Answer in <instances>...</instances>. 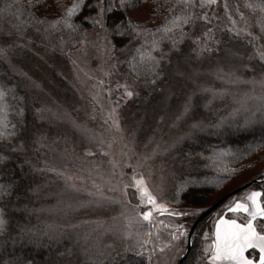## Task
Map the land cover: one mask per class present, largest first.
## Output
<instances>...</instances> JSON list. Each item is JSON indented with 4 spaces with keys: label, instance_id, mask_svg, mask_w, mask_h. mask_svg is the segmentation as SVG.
<instances>
[{
    "label": "rangeland",
    "instance_id": "374dc122",
    "mask_svg": "<svg viewBox=\"0 0 264 264\" xmlns=\"http://www.w3.org/2000/svg\"><path fill=\"white\" fill-rule=\"evenodd\" d=\"M22 1L28 0H10L16 5ZM43 1L52 15H64L73 3ZM111 2H96L100 7L91 16L104 26L87 20L90 25L68 47L52 35L47 46H41L29 35L0 32V60L33 97L34 118L26 142L19 143L31 178L27 198L11 208L20 216L17 225L4 222L1 251L6 244L36 248L45 256L61 255L62 264H179L195 221L240 190L198 225L183 262L213 264L210 246L217 221L246 223V213L228 208L237 201L251 205V192L264 193V136H254L264 131V60L259 55L264 52V11L246 6L264 0H217L215 5L196 7L195 14H206L211 23L196 20L195 28L184 26L187 35L182 40L174 34L179 41L175 48L165 38L155 52L144 54L155 57L148 59L157 66L149 75L132 63L128 50L114 51L105 18L109 11L100 15ZM158 2L129 0L121 11L133 24L158 30L171 20ZM209 30L212 39L204 36ZM22 53L28 61L19 56ZM164 66L171 75L163 74ZM145 79L164 87L162 94L148 89ZM4 102L0 120L7 127L0 129L6 133L0 142L8 145L13 122ZM229 136L251 139L236 147L227 144ZM207 142L209 147L203 149ZM189 146L195 152H189ZM184 157L201 165L199 181L184 178ZM133 177H142L156 203L167 210L142 202ZM190 188L209 190L188 204L183 195ZM260 203L264 205V196ZM0 210L4 219V201ZM148 211L151 223L142 215ZM245 255L259 264L258 248Z\"/></svg>",
    "mask_w": 264,
    "mask_h": 264
},
{
    "label": "trees",
    "instance_id": "16d2710c",
    "mask_svg": "<svg viewBox=\"0 0 264 264\" xmlns=\"http://www.w3.org/2000/svg\"><path fill=\"white\" fill-rule=\"evenodd\" d=\"M99 0H87V6L83 10L76 14L73 17V23L78 26V30L73 31L69 28L64 27L63 25H52V32L50 29L51 21L59 19L58 15L63 16V14L52 15L51 12L48 13L49 7L47 1L39 0L31 2L22 1L19 5H16L10 0H0V32L14 36H25L29 35V38L35 39L37 44L41 46H47V37L52 35L59 45H66V47L75 44L78 41V33L88 27L90 24L87 19L84 17H91L95 14L96 2ZM136 1V0H130ZM158 2V7L161 11L169 13L167 18L172 19L173 16L183 15V9L175 4V0H155ZM182 12V13H180ZM106 24L108 26L109 35L111 37L114 51L121 52V50L126 49L129 51V54L134 57L132 63L136 66L141 67L144 73L149 75V72L154 67H157L155 63H151L147 58L141 60L140 58L151 52L153 48V42L159 38L160 43L166 38L165 34L157 29H148L144 25H140L138 30H134L131 26H126L125 34L118 35L112 31L113 25L122 20H128L123 11L118 9H113L105 15ZM43 21V22H41ZM137 25V24H134ZM50 29V33L47 29ZM178 32L169 33L175 39L174 34H179ZM49 33V34H48ZM32 36V37H31ZM162 37H165L161 40ZM167 41L170 40L166 38ZM71 48V47H70ZM49 48H47L48 51ZM132 52V53H131ZM158 52V51H157ZM21 54V53H20ZM21 58H27V54L19 55ZM141 56V57H140ZM27 58L26 61H28ZM155 71V70H154ZM161 71H164L163 74H170L169 67H163ZM171 75V74H170ZM148 89L153 92H159L162 94L164 87L158 85L147 84ZM0 90H2L7 95L6 103L10 108L7 110L9 113L10 119L13 124H11V131H9L13 136L10 139L11 144L6 145L5 143L0 142V201H4L6 217L4 222L9 221V226L20 221V216L13 214L11 208L15 206L19 200L27 198V187L31 181L30 173L28 174L29 168L24 163V152L19 148L20 141L26 142L27 132L29 128L33 126L34 118L32 117V96L24 88V84L21 80L16 78L14 75L10 74L9 70L0 60ZM163 90V91H162ZM254 136H264V131H257ZM250 136H240L227 137L226 142L235 145L236 147H243L249 142ZM228 140V141H227ZM208 143V142H207ZM204 143L202 146L203 149L209 147V143ZM5 144V145H4ZM12 150H15L16 153H11ZM189 152H195L193 146H189ZM196 163V164H195ZM20 165H23L20 170ZM184 171V178L189 177L191 180H197L198 172L201 168L199 162H194L193 159L183 158L180 163ZM189 169L190 172L185 170ZM193 169H195L193 171ZM263 179V178H262ZM6 180V181H4ZM260 184V183H259ZM264 184V179L262 183ZM260 184V185H261ZM209 188H190L184 195L183 200L185 203L193 204V200L198 197L199 193L207 192ZM264 190V186H263ZM7 229L5 225L0 226V264H62L63 257L57 254H48L45 256L44 253L36 252V248L27 247H15L13 248L9 244L3 248L1 251V246L3 245L4 236ZM13 239H11L12 241ZM68 264V263H65Z\"/></svg>",
    "mask_w": 264,
    "mask_h": 264
},
{
    "label": "snow or ice",
    "instance_id": "6c2138e0",
    "mask_svg": "<svg viewBox=\"0 0 264 264\" xmlns=\"http://www.w3.org/2000/svg\"><path fill=\"white\" fill-rule=\"evenodd\" d=\"M129 0H113L107 9H101L100 15L103 14L104 11H112L113 9L123 10ZM39 3V0H37ZM175 4L183 9L184 14L180 16H173V18L169 21L167 25L163 28L158 29L165 34V37L172 40V46L175 48L177 46V41L169 33L173 32V29L180 30V38L181 40L187 33L184 31V26L190 25L192 28H195L196 20H203L206 23H211L209 17L204 15H196L193 9L196 7L204 8L206 6H212L217 4V0H175ZM30 6H35L31 4ZM87 6V0H73V3L70 7H65V14L60 18L51 21V23L55 25H63L73 31L78 30V26L73 23V17L76 16L77 13L81 12L83 8ZM96 7H100V4L97 3ZM249 8L259 7L261 11H264V2L259 5L247 4ZM224 7L227 8V3L225 2ZM84 19L90 20L94 26L103 27L104 23L101 19H96L93 17H84ZM43 22V21H41ZM235 24V21H232ZM126 26H131L134 30H138L140 28L139 25H134L131 20H122L116 22L112 31L118 35L125 34ZM210 31L205 32L204 36L208 39H212L213 37L210 35ZM230 31H235L237 35H239V31L236 29H230ZM251 35V33H248ZM165 37H162L163 40ZM196 43L200 42V38H196ZM160 42L154 41L153 48H159ZM260 58L264 60V52H259ZM144 57L142 56V60ZM149 60H154L155 57H148ZM127 95L131 96V92H127ZM5 93L0 90V102H4ZM6 110V105L0 103V112ZM7 125L4 121L0 120V129L6 128ZM6 135L5 131L0 130V136ZM135 183L133 187L137 189L140 193L141 201L153 206V208L157 211H166V207L164 205H158L156 203V198L149 192L143 178L136 179L133 177ZM264 196V193L253 191L251 192L247 200L251 202V205L245 202L237 201L234 205L228 208L230 212H244L247 214L249 219L246 223H237L236 220H227L224 218H220L215 225V241L211 247L212 251V261L213 264H253V260L249 259L245 252L251 248H258L260 251L259 264H264V205L260 203V198ZM2 213V210H0ZM144 220L149 221L151 223V211L142 213ZM169 215H177V213H169ZM260 218V222H257V218ZM4 224V219L2 215H0V225ZM259 227V231L257 228ZM151 235V233H148ZM205 238L207 239V234H205ZM143 248V244L140 246ZM205 252H208L210 249L205 248ZM136 254L142 255L143 253L137 251ZM150 259V258H149Z\"/></svg>",
    "mask_w": 264,
    "mask_h": 264
},
{
    "label": "water",
    "instance_id": "95a60500",
    "mask_svg": "<svg viewBox=\"0 0 264 264\" xmlns=\"http://www.w3.org/2000/svg\"><path fill=\"white\" fill-rule=\"evenodd\" d=\"M242 190V189H241ZM240 190H236L233 191L232 193L226 195L224 198L220 199L219 201H217L215 204H213L210 208H208L193 224L191 231L189 233V237H188V248L187 251L185 253V255L182 257L181 261L179 262V264H183L184 260L186 259V257L188 256L191 247H192V238H193V234L196 230V228L198 227V225L209 215L211 214L213 211H215L219 206H221L227 199H229L233 194L239 192Z\"/></svg>",
    "mask_w": 264,
    "mask_h": 264
}]
</instances>
